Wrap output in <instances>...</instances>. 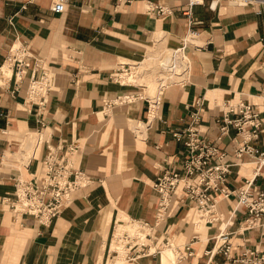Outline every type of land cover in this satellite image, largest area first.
<instances>
[{"label": "crops", "instance_id": "obj_1", "mask_svg": "<svg viewBox=\"0 0 264 264\" xmlns=\"http://www.w3.org/2000/svg\"><path fill=\"white\" fill-rule=\"evenodd\" d=\"M153 3L171 14L148 13L141 0L127 5L67 0L62 14L52 11L55 0H0V264H207L224 228L233 232L231 258L246 249L264 255V225L243 229L247 210L237 207L236 193L219 200L221 220L213 224L212 215L181 207L177 196L170 214L152 231L156 238L147 243L149 254L130 260L112 249L119 216L156 222L160 194L153 185L182 162L185 147L174 132L189 125L196 109L206 137L233 164L232 190L258 167L253 157L235 155V130L218 141L217 119L226 103L239 100L256 103L264 118V6L225 0L211 9L210 0H203L188 11L190 0ZM182 41L189 42L184 51L190 70L184 79L189 80L171 84L177 80L170 69L165 84L158 77L164 55L177 51ZM13 44L25 46L28 54L30 65L21 80L17 66L7 62ZM120 64L129 76L124 85L112 76ZM39 65L51 75L45 107L26 102ZM154 72L158 75L151 80ZM152 81L159 91L146 96ZM119 96L124 101L113 104ZM156 96L160 101L152 111ZM75 143L80 144L75 167L90 175L91 183L47 227L18 219L3 202L15 196V178L39 173L51 149L63 154ZM253 145L264 151V131ZM260 172L258 188L264 187V167ZM212 260L229 261L223 254Z\"/></svg>", "mask_w": 264, "mask_h": 264}, {"label": "built area", "instance_id": "obj_2", "mask_svg": "<svg viewBox=\"0 0 264 264\" xmlns=\"http://www.w3.org/2000/svg\"><path fill=\"white\" fill-rule=\"evenodd\" d=\"M120 5L132 4L138 0H115ZM144 4H151L145 9L148 13L156 12L158 15L171 14V10L159 3L154 4L153 0H141ZM203 0H190L188 11H191L193 4ZM225 0H210L209 7L216 9L218 4ZM244 5L264 6V0H228ZM67 0H55L52 11L62 14L67 9ZM197 31L192 32L193 37L198 36ZM189 43V42H188ZM186 41H182L179 49L186 51L188 46ZM28 54L25 46L13 44L9 48L7 62L17 66V78L22 79L27 74L30 63L27 61ZM121 66V64H120ZM121 66L113 73L114 80L117 72H125ZM189 79H181L174 83H185ZM119 82V81H118ZM169 84V85H171ZM51 75L49 71L39 65L33 70L30 77L29 86L26 93V102L33 106L45 107L49 101L51 88ZM162 92V91H161ZM143 96V95H142ZM123 96H119L113 104L122 103ZM159 97L152 100L151 108L156 111L159 104ZM198 104H202L198 101ZM225 112L217 119L219 133L218 141H224L235 130L234 137L238 144L235 155L238 158L249 155L258 161L256 175L261 174L264 166V151L253 145L260 134L264 131V118L256 103L239 100L235 104L226 103ZM201 113L196 109L191 113L189 125L174 132V137L184 145V158L177 170H167L155 181L153 187L160 194V202L156 212V222L151 225L146 221H137L142 230L149 229L144 237L141 231L131 235L124 232L120 237L126 248V258L133 260L140 255L149 254L147 243L156 238L152 231L156 225H160L170 214L174 198L179 197L181 207L188 209L196 208L203 214L213 216L210 223L221 220L217 214L216 206L222 198H228L236 193L238 205L247 210V217L244 220L243 229H253L264 225V187L258 188L255 178L245 179L243 185L238 190H232L228 186L229 176L232 173V162L228 155L217 143L210 141L201 128ZM80 150V144H70L63 154L51 149L42 162L39 173L31 174L30 178L18 176L15 178V196L4 197L3 202L7 208L13 212L20 220L32 218L41 226H49L64 211L65 207L73 200V195L81 188L87 187L92 179L82 169L75 167L74 158ZM193 203V207L188 206ZM136 221V220H134ZM233 232L224 228L216 237L214 248L209 251L210 260L207 264H264V255L258 251L246 249L239 258H231L230 239ZM118 233L114 229L113 240L118 238ZM220 238V240H219ZM186 251L192 255L189 246ZM185 252V251H184ZM184 252L180 251V259H183ZM116 254H119L115 250ZM215 254H223L227 260L225 262H214Z\"/></svg>", "mask_w": 264, "mask_h": 264}, {"label": "bare ground", "instance_id": "obj_3", "mask_svg": "<svg viewBox=\"0 0 264 264\" xmlns=\"http://www.w3.org/2000/svg\"><path fill=\"white\" fill-rule=\"evenodd\" d=\"M193 1H196V0H193ZM146 5H147V8L151 6V4H149V3H147ZM241 5H244V4H241ZM176 55H178V59L175 57ZM175 61L176 62L179 61L181 63L180 64L181 65V67H180L181 69L175 67ZM164 62L166 63V65L164 66V63H163L162 64L163 68L164 69H173V71L175 72L174 76L176 78H179L177 81H179L181 79H184L185 78V75H188L187 72L189 70V58L185 55V52L183 50L178 49L177 51H174V52L173 51L166 52L165 55H164ZM117 79L119 80L120 78H117ZM120 83H122V82H120ZM155 83L156 82H154V81L150 82L149 85H148V88H146L144 91L148 92L149 95L156 94L159 90L155 86ZM122 84L124 85L125 83H122ZM152 111H154V110H152ZM253 159H255V158H253ZM255 161L257 162V165H259L258 164V161L256 159H255ZM256 169H255V175H253L254 177L252 176V178H256L258 176V175H256ZM252 178H246V179H252ZM237 207L239 208V207H242V206H239L238 205V202H237ZM216 208H217V206H216ZM128 221H125V220H117V223H116V231H117V233L119 235L118 238L116 239V241H118V243L121 244L122 250H124V252H126V248H125V245H124L123 241L120 238L122 236V234L124 232H127V233L130 234V232H129L130 229H133L134 232L143 231L141 226L139 227L138 224L132 223V221H129V222ZM146 230L149 231V229H144V231H146ZM222 231H224V229ZM219 240H220V238H219ZM113 242H115V240H113ZM112 246H113V244H112ZM114 250H116V249H114ZM119 255H120V253L117 256H119Z\"/></svg>", "mask_w": 264, "mask_h": 264}, {"label": "rangeland", "instance_id": "obj_4", "mask_svg": "<svg viewBox=\"0 0 264 264\" xmlns=\"http://www.w3.org/2000/svg\"><path fill=\"white\" fill-rule=\"evenodd\" d=\"M189 56V55H188ZM161 59L163 58V57H160ZM191 59V58H190ZM10 64V63H9ZM176 65H175V67L176 68H180L181 67V65L180 64H178V63H175ZM151 65H155V64H151ZM150 65V66H151ZM166 65V63L164 62V66ZM150 66H148V67H150ZM155 68V67H154ZM157 69L159 68L158 66L156 67ZM181 69V68H180ZM179 69V70H180ZM163 70V72H162V75H160L159 74V78L161 77V78H163L164 79V83L166 84V83H170V79L172 78V79H176V80H178L179 78H176L175 76H172V73H171V71H170V69H162ZM159 71V70H158ZM161 71V70H160ZM122 74H124V78L125 79H123V80H121V79H119L118 81L119 82H127V79L129 78V76H126L125 74H126V72H120V76L118 75H115L116 76V78H120V77H122ZM172 76L171 78H170V75ZM156 75H158V73H152V77L150 78L151 80H156ZM145 92V94H146V96H148L149 95V93L148 92H146V91H144ZM153 95V94H152ZM193 209H195V210H197L196 208H191V211L193 210ZM209 216V215H208ZM118 220H125V221H128L127 219H125L124 217H121V216H119V218H118ZM129 222V221H128ZM131 223V222H130ZM132 223H136V222H133L132 221ZM137 224V223H136ZM221 226H223V224H221ZM138 232V231H137ZM137 232H133V234L132 235H134V234H136ZM147 233H149V231H141V235L144 237ZM162 237H160V238H158V241L161 239ZM163 242H164V240H163ZM114 244H115V242H113V246H112V249H116L119 253H120V255L122 254V257L123 258H125L124 256H126V252H124V250H122V246H121V244L119 243L117 246H114ZM166 244V243H165ZM175 258V257H174Z\"/></svg>", "mask_w": 264, "mask_h": 264}]
</instances>
